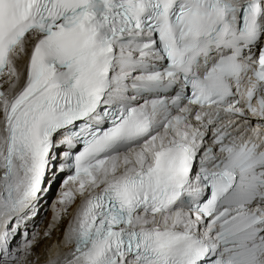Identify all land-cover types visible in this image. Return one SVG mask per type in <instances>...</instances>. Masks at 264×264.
Masks as SVG:
<instances>
[{
	"label": "snow or ice",
	"instance_id": "6c2138e0",
	"mask_svg": "<svg viewBox=\"0 0 264 264\" xmlns=\"http://www.w3.org/2000/svg\"><path fill=\"white\" fill-rule=\"evenodd\" d=\"M60 225L43 264H264V0H0V264Z\"/></svg>",
	"mask_w": 264,
	"mask_h": 264
},
{
	"label": "bare ground",
	"instance_id": "6f19581e",
	"mask_svg": "<svg viewBox=\"0 0 264 264\" xmlns=\"http://www.w3.org/2000/svg\"><path fill=\"white\" fill-rule=\"evenodd\" d=\"M51 218V211L42 212L40 216L34 221L35 224L39 225L41 236H43L44 229L47 228L48 222ZM63 225H60L59 230H53L51 236L47 239H41L36 247V251L40 253L41 262L46 260L45 249L51 247L53 244L59 243L62 238Z\"/></svg>",
	"mask_w": 264,
	"mask_h": 264
},
{
	"label": "rangeland",
	"instance_id": "374dc122",
	"mask_svg": "<svg viewBox=\"0 0 264 264\" xmlns=\"http://www.w3.org/2000/svg\"><path fill=\"white\" fill-rule=\"evenodd\" d=\"M36 250V249H35Z\"/></svg>",
	"mask_w": 264,
	"mask_h": 264
}]
</instances>
